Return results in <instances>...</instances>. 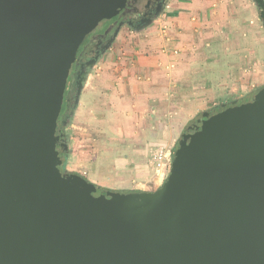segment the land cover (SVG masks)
Here are the masks:
<instances>
[{
	"label": "water",
	"instance_id": "1",
	"mask_svg": "<svg viewBox=\"0 0 264 264\" xmlns=\"http://www.w3.org/2000/svg\"><path fill=\"white\" fill-rule=\"evenodd\" d=\"M127 4L0 0V264H264V88L187 127L155 191L61 173L58 134L121 24L72 67Z\"/></svg>",
	"mask_w": 264,
	"mask_h": 264
},
{
	"label": "crops",
	"instance_id": "2",
	"mask_svg": "<svg viewBox=\"0 0 264 264\" xmlns=\"http://www.w3.org/2000/svg\"><path fill=\"white\" fill-rule=\"evenodd\" d=\"M264 88L254 0H168L142 30L123 27L87 75L64 129L65 170L111 193L157 190L151 153H173L206 113Z\"/></svg>",
	"mask_w": 264,
	"mask_h": 264
},
{
	"label": "flooded vegetation",
	"instance_id": "3",
	"mask_svg": "<svg viewBox=\"0 0 264 264\" xmlns=\"http://www.w3.org/2000/svg\"><path fill=\"white\" fill-rule=\"evenodd\" d=\"M127 6L114 18L110 20V24L112 25L110 31L102 38H100L101 42L98 39L92 41L86 48L83 53L79 57L77 61V65L74 64L72 67L71 75L78 71L81 66H85V63L89 61L92 57H94L98 48L106 42L112 35L114 30L121 24L119 31L126 27L128 29L136 30L140 27L146 20L154 21L164 10L165 5L168 0H127ZM160 11V12H159ZM157 12H159L158 15ZM70 75L68 85L70 82H73L72 76ZM72 86V85H71ZM64 117L60 116L59 126H61V121ZM61 135V133H60ZM63 135V133H62ZM64 140V136H62ZM61 139V141H62Z\"/></svg>",
	"mask_w": 264,
	"mask_h": 264
},
{
	"label": "built area",
	"instance_id": "4",
	"mask_svg": "<svg viewBox=\"0 0 264 264\" xmlns=\"http://www.w3.org/2000/svg\"><path fill=\"white\" fill-rule=\"evenodd\" d=\"M151 161L158 176H163L166 178L171 167L172 153L161 147H158L152 151Z\"/></svg>",
	"mask_w": 264,
	"mask_h": 264
},
{
	"label": "trees",
	"instance_id": "5",
	"mask_svg": "<svg viewBox=\"0 0 264 264\" xmlns=\"http://www.w3.org/2000/svg\"><path fill=\"white\" fill-rule=\"evenodd\" d=\"M72 80H73V78H72ZM63 112H64V108L62 109V116H64L63 115ZM63 133V132H62ZM61 133V134H62ZM58 135H60V133L58 134ZM63 136H64V134H63ZM63 163H62V166L60 167V171H61V173L62 174H72V173H69V172H67L66 170H65V160L64 161H62Z\"/></svg>",
	"mask_w": 264,
	"mask_h": 264
},
{
	"label": "rangeland",
	"instance_id": "6",
	"mask_svg": "<svg viewBox=\"0 0 264 264\" xmlns=\"http://www.w3.org/2000/svg\"><path fill=\"white\" fill-rule=\"evenodd\" d=\"M67 125V124H66ZM66 127V126H65ZM65 129V128H64ZM63 133H64V130H63ZM62 160L64 161L65 160V157L62 158Z\"/></svg>",
	"mask_w": 264,
	"mask_h": 264
}]
</instances>
